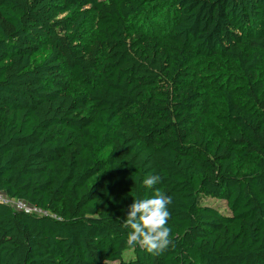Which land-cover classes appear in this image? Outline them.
I'll use <instances>...</instances> for the list:
<instances>
[{
	"label": "trees",
	"instance_id": "1",
	"mask_svg": "<svg viewBox=\"0 0 264 264\" xmlns=\"http://www.w3.org/2000/svg\"><path fill=\"white\" fill-rule=\"evenodd\" d=\"M160 8L168 30L137 27ZM211 60L244 84L221 89L224 141L192 125ZM259 70L264 0H0V194L47 213L0 203V264H264ZM156 189L173 244L154 255L122 223Z\"/></svg>",
	"mask_w": 264,
	"mask_h": 264
},
{
	"label": "rangeland",
	"instance_id": "2",
	"mask_svg": "<svg viewBox=\"0 0 264 264\" xmlns=\"http://www.w3.org/2000/svg\"><path fill=\"white\" fill-rule=\"evenodd\" d=\"M156 14V18H144L139 21V26L137 27L142 30L161 35L168 30L171 22L175 20L176 17L173 9L160 8ZM47 53L48 49L42 48V50L36 54L34 62L36 64L39 63L47 55ZM201 65H206L213 72L212 76L202 78V83L205 85L203 93L207 97L206 103L209 109H207V112L202 111L198 113L192 125L195 128L213 133L216 140L224 141L226 139L228 129L233 126L226 119L221 89L224 87L241 89L244 84L242 78L239 77V73H235L234 70L225 63L216 60L201 62L198 66V70ZM206 74V72H202V75ZM214 77L217 78L214 80ZM256 82L260 85H264V71L259 70L256 73ZM80 91L81 90L78 87L77 82L75 80H71L69 83L70 94L76 95ZM250 168L251 162L245 161L243 163L239 162L236 169L237 172L242 173ZM205 203L218 209L222 213L227 210L225 206L226 204L222 200L205 199ZM126 256L131 257V253L129 252Z\"/></svg>",
	"mask_w": 264,
	"mask_h": 264
},
{
	"label": "clouds",
	"instance_id": "3",
	"mask_svg": "<svg viewBox=\"0 0 264 264\" xmlns=\"http://www.w3.org/2000/svg\"><path fill=\"white\" fill-rule=\"evenodd\" d=\"M161 182L160 175L144 177L142 186L153 189ZM172 197L156 189L150 198H136L128 206L122 227L129 229L126 244L140 246L151 254H159L173 244L170 228L167 227L171 215L169 205ZM174 246V245H173Z\"/></svg>",
	"mask_w": 264,
	"mask_h": 264
},
{
	"label": "built area",
	"instance_id": "4",
	"mask_svg": "<svg viewBox=\"0 0 264 264\" xmlns=\"http://www.w3.org/2000/svg\"><path fill=\"white\" fill-rule=\"evenodd\" d=\"M0 203L11 207L16 211L23 212L25 214H35L46 216L47 213L40 211L39 209L32 207L21 200H12L0 194ZM54 218V217H53Z\"/></svg>",
	"mask_w": 264,
	"mask_h": 264
}]
</instances>
